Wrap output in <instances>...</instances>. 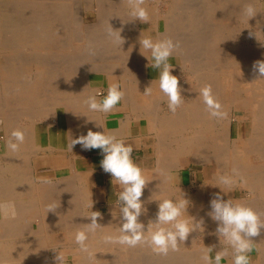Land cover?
I'll return each instance as SVG.
<instances>
[{
  "label": "bare ground",
  "instance_id": "bare-ground-1",
  "mask_svg": "<svg viewBox=\"0 0 264 264\" xmlns=\"http://www.w3.org/2000/svg\"><path fill=\"white\" fill-rule=\"evenodd\" d=\"M96 1L99 3V9L93 12L94 14L92 12L89 13V10L96 6ZM107 1H111L113 4L110 8H114L116 4V11H120L122 8V6L117 7V4L124 3V8L128 5L127 0H104L105 3ZM101 2L103 1L0 0V93H4L5 98H9V94L10 97L11 95L15 97L10 101H0V121H4L3 126L7 132L6 141L3 145H0V204L8 205L6 211L0 210V264H54L57 260L56 256L51 252L52 249L57 245L59 246L60 243L66 248H78L74 243L75 232L78 229L84 228L85 224L91 222L88 217L91 211L86 210L87 201L90 199L91 192L81 184L82 179L76 173V176L71 175L70 177L62 178L60 176L58 180L50 182H44L45 180H41L43 179L41 177L42 175L35 174L32 163V159L37 151L35 144L32 147L35 132L32 129V125L27 124L26 126L22 124L23 119H27L30 124L37 119L41 121L42 117L47 119L48 117L54 118L56 116V109L49 110L46 108L38 110L37 108V106L43 104L40 98L41 88H43L42 91H45V88L49 91L50 82L54 81V78H52L53 71H51L49 64L45 60L46 58H41L40 56H37V58L33 57L37 66V72L34 79L26 81L23 76L24 71H20V68H18L19 64L17 66L16 63H10L12 59L3 54L4 49L7 50V48L13 46V48L15 46H37L41 49L45 48L44 51L34 52L39 54L48 51L52 43L56 40L60 42V38L64 40V42L61 41L62 45L67 47L74 45V42L80 43L78 45L80 46L78 47L81 49L80 51L87 52L83 53L86 57L82 56V60H84L87 68L85 70L81 69L84 76L78 78L69 77V75L73 74V70L72 68H65L62 72V79L64 81L70 80L71 82H76V84L70 85V87H67L68 85L65 86L67 88L64 87V92H62V88V91H60L62 93L60 94L53 91L55 93L53 95L55 99L52 97V102L45 99L49 101L46 105H53L57 108L60 105L71 106L72 104H85L87 97L94 93L92 89L94 87L91 88L88 81V74L91 71L98 70L102 72L103 69L105 72V68L111 70L114 68L116 70L112 71H116L121 77L130 78L129 76L134 75L138 78L143 77L142 79H145L146 65L142 62L144 58L141 52L143 54L145 53L143 48L140 49V36L141 38L152 37L153 39L168 38L167 35L170 29H166L165 33L167 34L159 31L158 25L154 23L153 16L156 13L154 14L150 8V20L155 24V27L145 31L137 28L136 19H132L129 11L128 16L124 13L127 20L119 25V27H130L131 29L129 28L130 30L127 31L125 28H122L120 31L116 30L118 24L116 21V12L114 13L113 10L101 13ZM207 2H210L206 3L207 9L209 7L207 4H210L209 12L207 13L214 18L212 28L208 32L202 31L199 28L200 23L198 19L196 20L195 15L197 11H200V6L191 7L189 14L192 15L188 18L189 24L187 25L192 28V42L194 41L196 46L184 43L183 45L180 44V47L175 50L176 54H182L183 57L184 65L182 66L180 64L182 66L180 68L190 75H188L191 79L189 80L190 83H186L187 85L183 86L184 93H188L186 95H189L190 99H186L185 97L181 108H178L175 113H165L161 117H158L156 113L159 119L157 120L156 118L158 122L154 123H156L157 129V125H159L157 133L161 137L159 139L160 153L158 152V154L162 155L163 161L161 160L162 162L159 163V171L145 176L148 182L141 197L144 211L139 217V222L144 224V230L147 231L148 226H151V222H154L156 219L158 200L168 197L178 200L184 195V198L190 202L187 214L192 212L191 216L194 218V222L202 220L203 225L206 224L205 227L198 228V233H204L205 237L202 241H205L207 244L199 245V250H194L195 255H192L194 254L193 252L192 254H181L177 256L175 254L177 251L170 250L167 255L157 254L153 260L149 259L150 257L153 258V256L152 253L148 252L153 249L146 244L139 245L138 250L143 252L141 255H138V258L148 260L144 259L143 264H203L201 257L204 254L205 247L215 245V252L220 251L223 247V238L221 237L220 242L218 235H216L217 222H214L207 215L211 210L210 200L217 193H220L223 199L226 200L227 196L233 194L234 188L238 192H243L246 189L249 197H245L246 199L243 201L236 202H245L254 210L255 208L258 209L260 206L259 203L261 202L262 206L260 207L262 208H259L261 214L258 213L259 211L257 209L256 211L264 219V77H261L258 70H253L254 62L264 61V47L259 44L260 42L252 43L247 41L248 37L242 34L244 24L249 23L252 28L257 27L258 24H264V3L261 0H209ZM249 3H253L257 10L256 15L250 19L243 13L244 7ZM169 6L171 9H175V0H172ZM201 6H203V2ZM155 10L157 9L155 8ZM74 11L81 12L82 26L87 23L83 17L91 19V14H93L92 18L95 16V18L102 19L99 23L100 25L106 24L103 27L104 29L111 31L113 28L112 36H105L100 38V40L98 36L95 39L89 38L85 35L86 32H89V29L82 28L80 31L76 28L78 25L73 15L75 13V16H77L76 14L78 12L76 13ZM157 16L159 14H156ZM224 21H227L226 24ZM104 29H102V32L108 34L109 31H103ZM124 30L125 32L123 33ZM78 32H81V34L83 32L82 40L78 38L79 42L76 39V36H79ZM119 32L124 40L123 45L120 44L118 39ZM163 33L166 37L163 36ZM101 45H106L102 48V51L106 50L108 52L111 50L110 47H112L113 49L110 52L120 53V61H116V63L112 61L114 63L105 65L104 63L86 64L88 60H97V57H94L93 54L92 56L88 55L91 51L89 49L92 47L100 48ZM13 48L10 50L11 53L12 51L14 52ZM29 50L31 51V49ZM105 52L101 53L107 56ZM75 57L72 58L75 59ZM121 58L125 62H121ZM102 59L119 60L114 54L111 56V59L106 57ZM16 60L18 63L22 61L20 57ZM82 60L80 59L79 61L83 62ZM129 61L134 63L130 64ZM188 62H190V66ZM88 65L94 69L91 70L88 68ZM144 83L142 81L141 84ZM155 84L158 85V80ZM205 85L211 87L214 102H219L221 105L220 111L226 113V115L218 118L210 116L201 95V89ZM50 88L52 89V87ZM53 92L51 91V93ZM57 92L59 93V91ZM62 94L63 96H61ZM157 94L154 95L152 93V96H157ZM159 94L160 96L162 95L160 91ZM44 96L43 98L47 94ZM160 96L159 99L161 98ZM43 98L42 100L45 101ZM156 102L158 103V101ZM239 105L245 106L249 110L250 126L245 130L244 135L243 133L242 135L241 133L239 134L237 130L235 136H233L231 130V111L235 113ZM10 106L20 108L14 112L12 108L9 109ZM152 107L150 106L149 108ZM158 107L160 108V106ZM95 113L93 112L94 115ZM70 114L72 115V113ZM76 114L78 115V112ZM94 115L93 117L96 116ZM235 117L238 119L236 113ZM154 118L155 115L151 119ZM76 120H78V117ZM46 122L48 123V121ZM15 130L23 132L24 142L20 145L18 151H11L7 147V142L12 138L11 134ZM181 157L189 158L195 166L204 165L205 168H207L210 162H215L216 169L213 173L211 172V177H208V174L205 172L203 181L196 182L194 180L191 182V185L195 187L194 192L188 191L189 188L187 189V186L183 184L182 186L178 185L175 187L171 183V170L180 167L178 159ZM234 168L239 172V176L236 177V185L231 190L225 189L227 194H224L220 188L219 191H216V177L221 174L231 175ZM255 202L258 204V207H255L253 204ZM49 207H52L53 210L49 211ZM115 207H111L107 213H101V218L97 221L101 228L97 229L95 233L89 234L87 243L91 255L85 253L86 264H94L93 262L101 264L103 258L109 259L107 262H110V264H135L136 260L134 261V258L137 255L136 253H132L131 250L133 247L105 244L102 240L105 234H117L118 228L122 224L121 215L117 213ZM190 234L179 245V249L183 245V249L188 251L187 244L190 243L188 241L191 238ZM263 236L264 229L261 230L259 236L252 238L255 245L259 242L261 245L263 243L264 246V242H262ZM194 243L196 242L194 241ZM229 253L230 255L227 259L230 261L231 249H229ZM176 256L178 257L177 260L173 258ZM53 257H55V260ZM261 257L263 258V254ZM80 264L84 263L81 261Z\"/></svg>",
  "mask_w": 264,
  "mask_h": 264
},
{
  "label": "clouds",
  "instance_id": "clouds-1",
  "mask_svg": "<svg viewBox=\"0 0 264 264\" xmlns=\"http://www.w3.org/2000/svg\"><path fill=\"white\" fill-rule=\"evenodd\" d=\"M148 0H127L130 8V16L141 23H148L150 13L146 7ZM243 13L249 17H254L257 13L253 3L247 4ZM113 28L108 35L111 36ZM119 42L123 45L124 40L120 35ZM140 49L151 54V67L158 70L159 91L167 97L168 109L175 113L178 107L183 103L179 80L172 75V65L170 58L176 49L180 47L179 41H173L171 38L153 39L152 37L139 38ZM145 56L149 60L148 56ZM253 70H258L261 77H264V61H256L253 64ZM153 83V82H152ZM152 85V84H151ZM152 87H148L145 95H151ZM125 91L117 83H110L106 94L96 90L85 100L88 109L93 112L104 114L111 113L116 106L124 99ZM201 95L204 103L212 117H222L226 115L220 111L219 102H214L212 90L209 85L201 89ZM100 126V125H98ZM104 129V127H103ZM12 138L7 142V147L11 151H18L20 145L24 142V134L20 130H15L11 134ZM79 144L83 150L99 149L103 154L100 166L105 173H108L121 188L118 192L117 201L120 205V215L122 224L118 228L117 234H105L102 240L105 244H117L120 246L136 247L139 245H148L154 252L167 255L168 252L177 251L179 245L183 243L191 232L202 227L203 221L194 222V218L187 214L189 200L184 195L176 200L168 197L158 200V211L156 219L144 230V224L139 222V217L144 211L141 197L148 180L145 179L144 170L133 159V148L126 144L123 138L118 137L110 131H92L89 129L86 135H80L75 139L70 138L68 150ZM239 176L237 169L232 170V174H221L216 177L215 186L219 187L224 194L225 189L231 190L237 183L236 177ZM49 182V181H44ZM8 205L0 204V210H7ZM92 208V205H91ZM210 211L207 215L217 222L216 235L220 242L221 237L225 247L220 251L211 253L215 245L205 247L201 259L203 264H221V261L227 259L231 249V264H251L249 253L254 247L253 237L260 235L264 229V220L260 215L245 202H234L231 199H223L220 193L215 194L210 200ZM53 210L49 207V211ZM187 214V216H185ZM90 223L85 224L84 228L78 229L74 235V243L79 251L91 255L87 243L90 233H95L101 228L97 222L101 218V213L91 211L88 216ZM59 264H64L66 257L58 252Z\"/></svg>",
  "mask_w": 264,
  "mask_h": 264
},
{
  "label": "crops",
  "instance_id": "crops-1",
  "mask_svg": "<svg viewBox=\"0 0 264 264\" xmlns=\"http://www.w3.org/2000/svg\"><path fill=\"white\" fill-rule=\"evenodd\" d=\"M148 58L149 60L145 67V77H144L145 79H142L143 77L138 78L137 76L134 75L129 76L130 78L121 77L116 74V71L115 72L112 71V70H116L114 68L112 70L105 68L104 70L106 73L103 71V69L102 72L98 70L89 72L88 81H89V86L91 88L94 87L92 88L94 90L93 92H95L98 89L101 93L106 94L109 84L117 83L120 85L121 89L124 90L126 93L124 99L116 106V108L111 113L104 114L100 112H96V113L94 112L96 116L93 114V111H91L92 112L91 113L90 110L87 109V105L85 107V104H80V105L72 104L73 106L72 105L58 106L56 108V116L52 118L51 121H48V123L45 121V123L43 122L42 124H40V126L38 125V127L35 128L34 140H35V145L37 146V151H36V155H34L32 159L35 172L40 171L43 176L49 178L50 180L54 178L57 180L58 178H60V176L62 178L67 176L70 177L71 175L76 176L77 174V176H79L82 179L81 184L85 186V188H88L89 191L91 192L92 200L98 210L105 209L109 211L111 207L116 206L115 208L117 209V213L120 214L119 211L120 205L119 202L117 201V195L118 192L121 191V188L114 181L112 182L111 175L105 173L101 168L100 162L103 159V154L101 150L99 149L83 150L81 145L76 144L73 147L72 151H69L68 144L70 143V138L75 139L79 137V135H86L89 129H91L94 132L95 131L102 132L105 129V131H110L113 134L117 135L118 137L123 138L126 144L132 146L133 159L144 170V176H147L152 172L154 173L160 170L159 163L162 162L163 159H162V155L158 154V152L160 153L159 139L161 137L160 134L157 133L158 132L157 130L159 129V125H157L158 127L157 129L156 123L158 122L157 120L159 119L157 118V115L158 117H161L162 115H164L166 111L165 106L167 104L166 101L167 97L164 96L163 93L160 96L159 87H157L158 85L155 84V82H157L158 80V70L153 69L151 67L150 52L148 54ZM176 58L177 57L173 54V56L169 60V62L171 61L170 64L173 66V68L171 69L172 75H175L174 67L176 65ZM150 78L154 83H152ZM142 81H144L145 83L141 84ZM148 86L152 87V90L154 91V92L152 91V93L154 95L158 93L157 94L158 97L152 96V93L151 95H147V96L144 95V92L146 91ZM159 96L162 99L161 98L159 99ZM156 101H158V103ZM150 103L153 104L154 106L151 105ZM147 105L153 107L149 108L150 106ZM158 106H160V108ZM84 108L85 110H83ZM70 109H72L71 112ZM77 112L78 115L76 114ZM70 113H72V115ZM93 115L95 117H93ZM154 115L155 118L151 119L154 117ZM76 116L78 117V120H76L77 118ZM149 119L151 120L149 121ZM152 125L153 127H151ZM178 160L180 163V167L176 169H172L170 173V179L171 177L174 178L177 176V181L173 183V181L171 180V183L175 187L178 185L182 186L183 184L187 186V189L189 188L188 191L194 192L193 191L194 186H192L193 187L192 188L189 185H191V182L196 179L198 172H200V174L202 175L201 178L204 179L205 176L204 168L195 166L192 163L191 159L188 158V161L192 163L195 172L193 175L190 174L189 182L187 183L185 181V177H184V181L183 179L181 180L179 179L182 177L181 175L183 174V171L181 169H183L185 165L182 164V160H183L182 158ZM227 198L233 199V195L228 196ZM262 242H264V236L262 238ZM222 244L223 247H225L224 243ZM263 248H264L263 243L261 245L258 242L257 245H255V253L252 252L249 253L251 258V264L264 263ZM214 250H216L215 247ZM261 253L263 254V258L261 257L262 255ZM222 264H231V260L229 261V259L227 260L225 259V261Z\"/></svg>",
  "mask_w": 264,
  "mask_h": 264
},
{
  "label": "rangeland",
  "instance_id": "rangeland-1",
  "mask_svg": "<svg viewBox=\"0 0 264 264\" xmlns=\"http://www.w3.org/2000/svg\"><path fill=\"white\" fill-rule=\"evenodd\" d=\"M101 1H103V2H101V13H103V12H108V11H113L114 10V13L116 14V21H117V26H116V30H122V28H125L127 31L128 30H130L131 28L130 27H119V25H121L125 20H127L126 19V16H128L129 14V11H130V8H128L129 6L128 5H124L126 8H124L123 7V4L122 3H120V4H117V7H121L122 6V8H121V10L120 11H116V7H115V5H114V8H110V6H113V4H112V2L110 1H107L106 3L104 2V0H101ZM171 1L172 0H148V2H147V4H146V7L148 8V10H149V8L151 9V10H153V13L155 14H159V16H157L156 17V14L153 16L154 17V23H156L158 26V29H159V31H161V32H164L165 33V31H166V29H170L169 31V34L167 35V37L168 38H170V36H171V39L173 40V41H181L180 42V44H184V43H189V44H191V45H194V46H196V43H194V41L192 42V33H191V31H192V28L191 27H189V25H187V24H189L188 22H189V17H190V15H192V14H189L190 13V11H191V7H194V6H200V11H197V13H199V14H195L196 15V20L198 19V22L201 24H199V28L202 30V31H205V32H208L211 28H212V25H213V21H214V18L213 17H211L212 15H210L209 13H207V12H209L208 10H209V7H210V4H207L209 7H208V9H207V7H206V3H210V2H207V1H209V0H175V9H171V7L169 6V4L171 3ZM156 2V3H155ZM202 2H203V6H201V4H202ZM261 2L262 3H264V1L263 0H261ZM69 3H70V1H69ZM106 4V5H105ZM160 4V5H159ZM164 4V5H163ZM205 4V5H204ZM148 5V6H147ZM109 6V8H110V10H109V8H107ZM152 6V7H151ZM167 7V8H166ZM178 7V8H177ZM123 8H124V10H123ZM155 8L157 9V10H155ZM158 8H159V10H158ZM206 8V9H205ZM97 9H99V3H98V1H96V6L95 7H93V8H91V10H89V13L90 12H95V11H97ZM128 9V10H127ZM166 9V10H165ZM204 9H205V13H204ZM173 10V11H172ZM126 11H128L127 13H126ZM154 11H156V12H154ZM171 11V12H170ZM176 11V12H175ZM74 12H76V11H74ZM78 12V13H77ZM76 13V15L77 16H75V13H74V20L77 22L76 24L78 25V26H76V28H78V30H82V28H84V29H89L88 31L89 32H86V34L85 35H87L89 38H93V39H95V38H97V36H98V39L100 40V38H102V37H105V36H109L108 34H106L105 32H102V29H104L103 27H104V25H106V24H103V25H100V20H102V19H98V18H95V16L92 18V15L94 14H91L90 15V17H91V19H87L86 17H83L84 18V20H85V22H87V23H85V24H87V25H85L84 24V26H82L81 25V19H82V14H81V12L79 13V11H77ZM114 13H110V14H114ZM124 13H125V15H124ZM79 14V15H78ZM123 14V15H122ZM167 14V15H166ZM189 14V15H188ZM183 15V16H182ZM210 15V16H209ZM198 16V17H197ZM77 17H78V19H77ZM111 17V16H110ZM212 18V19H211ZM79 19H80V21H79ZM157 19V20H156ZM157 21V22H156ZM91 22H93V23H91ZM136 22H137V24H136V26H137V28H139V29H142L143 31H145V30H147V29H151L152 27H155V24L154 23H152L151 22V20H149V22L148 23H141L139 20H137L136 19ZM225 22V24H226V22L227 21H224ZM164 24V25H163ZM165 24H166V26H165ZM165 26V27H164ZM189 27V28H188ZM80 28V29H79ZM130 28V29H129ZM157 29V28H156ZM105 30H108V29H104L103 31H105ZM185 30V31H184ZM85 31V30H84ZM109 31V30H108ZM126 31V32H127ZM125 32V30L123 31V33ZM132 32V31H131ZM179 32V33H178ZM164 33H163V36L164 37H166L165 35H164ZM184 33V34H183ZM94 34V35H93ZM165 34H167V33H165ZM177 34V35H176ZM242 34H244V35H246L248 38H247V41H249V42H252V43H259L261 46H263L264 47V24H262L261 23V25H257V27H251V25H249V23H247V24H244V29H243V31H242ZM78 35L79 36H76V39H77V41L79 42V39L80 40H82V36H83V32H82V34H81V32H78ZM112 36V35H111ZM174 36V37H173ZM79 38V39H78ZM109 39H111V38H109ZM102 40V39H101ZM195 40V39H194ZM64 42V40L62 39V38H60V42H58L57 40L54 42V43H52V45H51V47L49 48V50L48 51H46V52H43V53H39V54H36V53H34V52H37V51H39V52H41V51H44L45 50V48H43V49H41L40 47H37V46H33V47H23V46H15V48H13V47H10V48H7V50L6 49H4V55L5 56H7V57H9L10 59H12L11 61H10V63H16L17 64V66H18V64H19V66H18V68H20V71L22 72V71H24L23 72V76L25 77V80L26 81H31L32 79H34V77H35V75H36V72H37V66H36V64H35V59L34 58H37V56H40L41 58H46L45 60L47 61V63L49 64V67L51 68V71H53V73H52V78H54V81L52 82H50V86H49V89L53 92H55L56 91V93L57 94H60V93H62V92H64L65 91V89H64V87L65 86H67V87H70V85H74V84H76V82H71L70 80H68V81H64L63 79H62V77H63V74H62V72L65 70V68H72V70H73V74L72 75H69V77L71 76V77H74V78H78V77H81V76H84L82 73L83 72H81L82 70H85L86 68H87V66L85 65V62H84V60H82V56H85L86 57V55L84 54L83 55V53H87V52H82V51H80L81 49H79L78 47H80V46H78L80 43H77V42H74V45H70L69 47H67V46H64V45H62V42ZM92 46V45H91ZM106 45H101L100 46V48H95V47H92L91 49H89V50H91L89 53L90 54H88L89 56L91 55L92 56V54H93V56L94 57H97V60L95 59V60H91V61H86V64L88 63V64H90V63H98V64H103L104 63V65L105 64H109V63H116V61H120V53L119 54H117L116 52H110L113 48L112 47H110V51H108V52H110V53H108L106 50H103L102 51V48H104ZM113 46V45H112ZM55 47V48H54ZM57 47V48H56ZM97 47V46H96ZM14 49V52L12 51V53H11V49ZM31 49V51L29 50V49ZM83 48V47H82ZM25 49V50H24ZM79 49V50H78ZM6 50V51H5ZM19 50V51H18ZM22 50V51H21ZM78 50V51H77ZM144 50V49H143ZM10 51V52H9ZM33 51V52H32ZM107 53H106V52ZM135 51H137V50H135ZM19 52H21L20 54H18ZM103 52H105V55H107V56H104L102 53ZM15 53V54H14ZM111 53H113L114 54V56H116V58L117 59H119V60H103L102 58H104V57H106V58H109V59H111V56H113V54H111ZM144 55H146V56H148V54H149V52H147V51H145L144 50ZM76 54H78V55H76ZM97 54V55H96ZM116 54V55H115ZM62 55V56H61ZM67 55V56H66ZM109 55V56H108ZM174 55L177 57L176 58V66L174 67L175 69V71H174V76H176L177 78H178V80H179V86H181L182 85V87H180V89L182 90L181 91V95H182V100L183 99H185V97H186V99L187 98H189L190 99V96L189 95H186V94H188V93H184V87L183 86H186L188 83H190L189 82V80H191L190 78H189V74H187L186 73V71L185 70H183V69H181L182 68V66L184 65L183 63V57H182V54H176L175 53V51H174ZM18 56V57H17ZM32 57V59H31V57ZM51 56V57H50ZM76 56V57H75ZM143 56V55H142ZM15 57V58H14ZM21 58L22 59V61L20 62V63H18V61L16 60L17 58ZM34 57V58H33ZM75 57V59H73V58ZM78 57H80V59L83 61V62H80L79 60L80 59H78ZM100 57H101V59H100ZM143 58H144V60L142 61V62H144L145 63V65H146V63L148 62V59H146L145 58V56H143ZM32 60V61H31ZM65 60V61H64ZM121 62H125V60L123 61V59L121 58ZM29 63H28V62ZM63 61V62H62ZM112 61H114V62H112ZM22 62H23V64H22ZM32 62V63H31ZM34 62V63H33ZM101 62V63H100ZM106 62H108V63H106ZM129 63L130 64H132V63H134V62H130L129 61ZM29 64H31V65H29ZM80 66H79V65ZM82 64V65H81ZM180 64H182V66L180 65ZM188 64H189V66H190V62H188ZM67 65V66H66ZM28 66H29V68H28ZM76 66V67H75ZM86 66V67H85ZM89 67L88 68H90L91 70L92 69H94V68H92V66H90V65H88ZM93 66H95V65H93ZM22 67V68H21ZM23 67H27V68H23ZM80 67V68H79ZM144 67V66H143ZM181 67V68H180ZM57 68V69H56ZM75 68V69H74ZM22 69V70H21ZM79 69V70H78ZM82 69V70H81ZM180 69V70H179ZM28 70V71H27ZM32 70V72H30ZM71 70V71H72ZM178 70V71H177ZM184 72H183V71ZM177 71V72H176ZM26 72V73H25ZM28 72V73H27ZM55 72V73H54ZM180 72V73H179ZM29 74V76H27ZM32 76H31V75ZM34 74V75H33ZM116 74L118 75V73L116 72ZM180 75V76H179ZM189 75V76H188ZM180 77V78H179ZM62 80H61V79ZM181 78H183V79H181ZM188 78V79H187ZM186 80V81H185ZM184 81V83H182ZM55 82V83H54ZM52 83V84H51ZM187 83V84H186ZM53 84H55V85H53ZM185 84V85H184ZM52 85V86H51ZM57 86V87H56ZM60 86V87H59ZM62 86V87H61ZM50 87H52V89H54V88H56V89H54V90H52ZM54 87V88H53ZM67 87H65V88H67ZM61 88V89H60ZM62 88H63V91H62ZM42 89L43 88H41V91H40V93H41V102H43V104H41L40 106H37V108H38V110H41V109H51V110H55L56 109V107H54L53 105H51V106H49V105H46V103L47 102H49V101H51L52 102V97H53V95L55 94L54 92L53 93H51V91L49 90H47L46 88H45V91L43 90L42 91ZM60 89V90H59ZM49 92V97H48V92ZM57 91H59V93L57 92ZM60 91H62V92H60ZM14 92V91H13ZM50 93H51V96H50ZM4 93H0V101H6V100H13L15 97H14V95H11V97H10V94H9V98H5V96L3 95ZM46 94H47V96H46ZM43 95H45L44 97L45 98H43ZM61 96H63V94L61 95ZM13 97V98H12ZM42 98L45 100V99H48L49 101H43L42 100ZM58 98V97H57ZM53 99H55L54 97H53ZM59 99V98H58ZM62 101V100H61ZM167 105V107L165 108V113H170L171 111L168 109V104H166ZM57 106V105H56ZM13 109L14 110V112L15 111H17L20 107H15V106H10L9 107V109ZM178 108H181V106L180 107H178ZM169 110V111H168ZM164 113V114H165ZM172 113V112H171ZM235 113L237 114V117H238V119H236V117H235ZM235 113H234V111H231V115H232V123H231V130H232V134H233V136H235V134H236V131L238 130V132H239V134L241 133V135H242V133H243V135L245 134V130L250 126V121H249V118H250V112H249V110L245 107V106H240L239 105V107L237 106V109L235 110ZM245 113V114H244ZM249 115V116H248ZM42 117V116H41ZM45 118V117H44ZM43 117H42V119H41V121L40 120H35V121H32L30 124H29V122L27 121V119H23V122H22V124L23 125H26L27 126V124L28 125H32V129H33V131H35V128L36 127H38V124H39V126H40V124H42L43 122H45V121H51L52 120V118H47V119H44ZM240 119V120H239ZM246 119V120H245ZM43 120V121H42ZM4 121H0V145H3L4 144V142L6 141V138H7V132L5 131V129H4ZM238 128V129H237ZM5 132V133H4ZM33 142H32V147H34L33 145L35 144V140H34V138H33V140H32ZM183 160H182V164L183 165H185V167H183V169H181L182 171H183V174L181 175V176H183V177H181V178H179L180 180L181 179H183V181H184V177H185V181L188 183V181H189V176H190V174L191 175H193L194 174V172H195V169L193 168V165H192V163L191 162H189L188 161V158H186V157H181ZM197 167H198V165H197ZM200 168L202 167V168H204V171L208 174V177H211V175H212V173L215 171V162H210L208 165H207V168H205L204 167V165H200L199 166ZM214 168V169H213ZM196 172H197V170H196ZM212 172V173H211ZM175 173V172H174ZM211 173V174H210ZM35 174H37V175H39V176H41L42 174H41V172L40 171H36L35 172ZM201 174H200V172H198L197 173V177H196V179H195V181L196 182H201V181H203V178H201ZM43 179H41V180H45V181H56V179L54 178V179H49V178H46L45 176H41ZM198 178V179H197ZM58 180V179H57ZM171 180L173 181V183L175 182V181H177V176L176 177H171ZM185 182V183H186ZM192 186V185H191ZM193 188V187H192ZM215 190L216 191H219V187H215ZM88 191H89V189H88ZM193 191H195V187L193 188ZM90 194V193H89ZM233 195V199H231V200H233L234 202H236V201H243L244 199H246L247 197H249L248 196V191L246 190V189H244L243 190V192L241 191V192H238V190L236 189V188H234L233 189V194H231V195H229V196H232ZM228 197V196H227ZM246 197V198H245ZM227 199H230V198H226V200ZM89 204H88V203ZM86 203H87V205H86V210H88L89 212L90 211H98V212H100V213H107L108 212V210H105V209H103V210H98L97 208H96V206L94 205V202H93V200H92V196H91V194H90V199L87 201ZM261 203V202H260ZM259 203V205L260 206H262V203L260 204ZM91 204H92V208H91ZM254 205H255V207H258V204L255 202V203H253ZM256 204H257V206H256ZM254 205H253V207H254ZM258 207V209L257 208H255V211H256V209L259 211V208H262V207ZM206 212H208V211H206ZM257 212V211H256ZM258 213H260L261 214V210L258 212ZM120 215V214H119ZM189 216H191L192 215V212L191 213H189L188 214ZM261 217V219H263L262 218V216H260ZM264 220V219H263ZM195 222H199V221H195ZM34 225H35V223H34ZM206 226V224L205 225H202V227H205ZM202 227H200V229L202 228ZM199 232V229H197V230H194V232H191V234H190V236H191V238H190V240H188L190 243H188L187 244V249H188V251L187 250H185V249H183V245L181 246V248L180 249H178L177 250V252H175V254H177V256L178 255H181V254H192L193 252H194V254H192V255H195L196 253H195V249L196 250H199V248H198V246L199 245H204V244H207L205 241H202L203 239H204V237H205V235H204V233H198ZM194 234V235H193ZM199 238H198V237ZM192 238H193V240H192ZM196 238V239H195ZM194 241L196 242V243H194ZM202 241V242H201ZM195 244V245H193V244ZM190 244V245H189ZM193 246H192V245ZM189 246V247H188ZM212 246V245H211ZM210 247V246H209ZM138 248H139V246H136V247H133L132 248V253H136V255L137 256H135V258H134V261L136 260V262H135V264H143V262H144V259L145 258H138V255H141L142 254V252L143 251H139L138 250ZM190 248V249H189ZM52 254L53 255H55L56 256V262H54V264H59V261H58V259H57V257H58V252L61 254V255H63L64 257H66V260H65V262H64V264H73L75 261H76V263H74V264H80V262L82 261V263H84V264H86L85 262V253H83V252H81V251H79V249L78 248H66V247H63V245H62V243H60L59 244V246L57 245L56 247H54L53 249H52ZM141 252V253H140ZM149 253H152V256H153V258L152 257H150L149 259L150 260H153V259H155L156 257H154V256H156L158 253H156V252H154L153 250H150V251H148ZM145 253V252H144ZM252 253H255V243H254V247H253V250H252ZM81 254V255H80ZM211 255L212 256H214L215 255V250L213 249V252L211 253ZM78 257V258H76V257ZM83 256V257H82ZM173 257V258H175L176 260H177V258L178 257ZM54 258V260H55V257H53ZM73 260H72V259ZM111 258H112V256H111ZM69 259V260H68ZM117 259V258H116ZM107 260L109 261V259H102L101 260V264H110V262H107ZM145 260H147V259H145ZM106 261V262H105ZM148 261V260H147ZM225 261V259L224 260H222L221 261V263H223ZM94 264H97V263H95V262H93Z\"/></svg>",
  "mask_w": 264,
  "mask_h": 264
}]
</instances>
